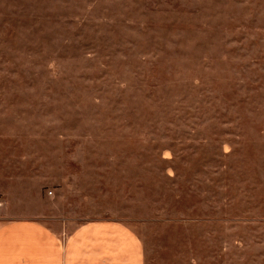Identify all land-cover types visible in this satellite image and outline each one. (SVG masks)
Instances as JSON below:
<instances>
[{
  "label": "rangeland",
  "instance_id": "1",
  "mask_svg": "<svg viewBox=\"0 0 264 264\" xmlns=\"http://www.w3.org/2000/svg\"><path fill=\"white\" fill-rule=\"evenodd\" d=\"M0 131L48 177L45 223L264 264V0H0Z\"/></svg>",
  "mask_w": 264,
  "mask_h": 264
},
{
  "label": "crops",
  "instance_id": "2",
  "mask_svg": "<svg viewBox=\"0 0 264 264\" xmlns=\"http://www.w3.org/2000/svg\"><path fill=\"white\" fill-rule=\"evenodd\" d=\"M9 137L0 131V264H146L140 236L117 218L91 219L70 232L67 218L45 223L48 177L33 171L25 156H17L15 171Z\"/></svg>",
  "mask_w": 264,
  "mask_h": 264
}]
</instances>
